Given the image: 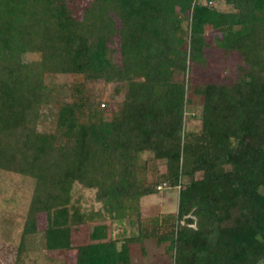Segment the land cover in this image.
<instances>
[{"label": "trees", "instance_id": "16d2710c", "mask_svg": "<svg viewBox=\"0 0 264 264\" xmlns=\"http://www.w3.org/2000/svg\"><path fill=\"white\" fill-rule=\"evenodd\" d=\"M210 1L0 0V169L36 181L20 249L48 212L46 248L75 247L76 264H131L133 245L146 253L150 238L170 264H264V0ZM207 25L239 57L236 78L187 80L208 64ZM53 73L119 82L121 110L107 117L81 88L62 100L46 82ZM188 91L203 99L200 131H184ZM49 105L56 126L39 130ZM147 150L164 179L150 180ZM76 183L100 208L73 200ZM168 184L179 188L176 228L162 233L141 199ZM85 223L90 239L74 245Z\"/></svg>", "mask_w": 264, "mask_h": 264}, {"label": "rangeland", "instance_id": "374dc122", "mask_svg": "<svg viewBox=\"0 0 264 264\" xmlns=\"http://www.w3.org/2000/svg\"><path fill=\"white\" fill-rule=\"evenodd\" d=\"M210 5L220 9L229 10L231 7L224 0H212ZM184 26L187 34H190V22L185 21ZM220 35L218 29L211 25L206 26V48L209 61L206 67L193 66L187 73V80L193 78L196 81L216 78L227 80L236 78L238 73L239 57L235 54L224 55L216 43V36ZM113 48L114 59L119 58V40L115 38ZM30 60L40 58V53H29ZM187 81V83H188ZM46 82L55 88V93L62 100H71L73 92L77 88L86 91L87 95L104 108V113L110 117L122 108L124 90L117 88L119 82L106 81L104 79L90 80L82 74L75 73H53L46 75ZM122 88V87H120ZM187 98L191 101L186 104L184 117V131H200L202 127V96L187 92ZM57 107L45 106L43 116L38 125L39 130H53L56 126ZM141 159L148 164V176L152 181H158L166 177V164L155 160L153 151L147 150L141 153ZM201 172L196 174L197 177ZM36 181L33 177L16 171L0 169V264H76L77 250L75 247L69 250H49L45 246V230L50 223L48 212L38 215V232L27 235L25 246L20 249L22 234L27 220L30 202L34 195ZM158 193L146 195L141 199L142 218L146 223L159 220L162 233L174 231L176 228V215L179 200V188L171 187L169 184L158 189ZM73 200H78L87 211L100 208L97 203L94 189L75 184L73 189ZM115 226V224H114ZM138 224L131 226L129 222L124 224L126 235L138 234ZM115 227V232L120 230ZM92 223H85L73 227V244H81L89 241ZM147 252L144 253L140 243L133 245L132 264H170L162 257L161 248L155 239L145 240Z\"/></svg>", "mask_w": 264, "mask_h": 264}, {"label": "crops", "instance_id": "0c3cea01", "mask_svg": "<svg viewBox=\"0 0 264 264\" xmlns=\"http://www.w3.org/2000/svg\"><path fill=\"white\" fill-rule=\"evenodd\" d=\"M132 262H133V259H132ZM132 264V263H131Z\"/></svg>", "mask_w": 264, "mask_h": 264}]
</instances>
